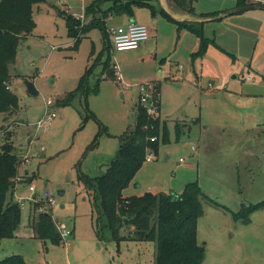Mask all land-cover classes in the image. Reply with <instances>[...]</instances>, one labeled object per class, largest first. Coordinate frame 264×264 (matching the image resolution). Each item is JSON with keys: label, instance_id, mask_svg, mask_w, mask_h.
Segmentation results:
<instances>
[{"label": "rangeland", "instance_id": "rangeland-1", "mask_svg": "<svg viewBox=\"0 0 264 264\" xmlns=\"http://www.w3.org/2000/svg\"><path fill=\"white\" fill-rule=\"evenodd\" d=\"M53 1L55 7L47 3L33 7L35 27L20 41L15 61L9 68L8 90L18 98V108L1 115L3 130L8 129L1 142L7 139L19 161L17 174L12 179L15 189L7 197L11 194L13 199L31 197L28 185L33 183L36 217L42 206L39 198L44 190L49 191L55 201L54 222L72 230V236L67 237L70 248L48 241L38 245L30 237L29 207L25 202L20 208L22 235L0 240V260L19 255L24 264H154L155 243L131 240L126 227L120 230L125 239L118 243L110 239L107 230L103 232V240L96 237L93 225L96 213L92 214L91 197L77 179L79 172L95 177L109 169L120 137L133 129L132 115L135 119L138 104V90L133 84L154 81L161 86L160 114L167 122L163 120L169 142H160L156 159L146 160L137 172L134 182L139 188L135 189L131 183L123 194H178L187 183L195 182L210 202L201 200L203 214L197 221V242L205 249L202 264H264V206L248 215V223L233 216L264 201V135L248 132L251 117H264V105L257 100L246 116L233 110L242 103L241 94L252 84L247 77L257 82L260 79L240 71L236 72L235 80L224 73L216 76L210 71L211 61L202 64L203 71H200L196 64L199 58H191L198 48L190 55L184 54L178 72L175 56L184 52V44L179 46L175 40L161 38H179L180 33L163 17L153 18L148 8L133 9L135 21L144 24L151 36L146 49L112 50L111 62L118 66L121 80L101 81L98 92L87 96L86 105L80 95L69 106L53 104L58 117L39 131V138L31 146L39 156L28 165L20 163L27 140L34 134L32 124L43 116L44 101L55 102L75 90L105 45L99 29L82 35L76 44L57 13L64 6L70 14L79 16L90 0ZM121 21L119 16H113L105 28L118 27ZM154 38H159L157 48ZM99 71L100 66H93V74ZM25 81L33 83L37 94L27 92ZM208 83L212 87H207ZM198 87L216 90L217 96L200 93ZM185 115H194L198 125L192 126L189 137L182 135L175 141L174 126L177 124L179 130L186 127L175 120ZM95 138L97 145L89 149ZM40 146L42 152H39ZM248 147H254L256 156L245 154ZM147 153L153 156L151 150Z\"/></svg>", "mask_w": 264, "mask_h": 264}, {"label": "trees", "instance_id": "trees-1", "mask_svg": "<svg viewBox=\"0 0 264 264\" xmlns=\"http://www.w3.org/2000/svg\"><path fill=\"white\" fill-rule=\"evenodd\" d=\"M44 1L0 0V132L3 131L1 115L18 108V98L5 87L11 81L9 68L15 61L20 41L28 37L35 27L33 7ZM172 1L188 12L193 11L191 5L194 0ZM237 1L239 7L251 5L246 0ZM105 2L111 3V6L103 10L101 5ZM135 7H145L153 13L152 7L142 0H93L84 10V16L90 17V20L87 25L80 27V22L73 16L57 10L58 15L65 21L68 36L75 39L76 44L82 35L92 29H99L105 45L96 63L85 70L75 90L55 100L56 107L71 105L78 95L83 97L86 105L87 96L98 92L101 81L116 79L111 62L112 45L106 33L104 19L114 15L132 17ZM162 15L175 24L178 33L185 30L198 38V50L191 55L192 59L205 54L212 42L203 35V22H177L164 12ZM93 66H100V71L93 74ZM92 75L94 82L91 83ZM157 91L159 92V85ZM180 134L181 130L176 126L175 141L179 140ZM150 138L155 140L151 142ZM6 141L7 139L0 146V240L15 237V232L20 226V207L13 198L7 197V194L12 192V179L17 174L19 161L11 144ZM160 142H169L166 124L159 119L149 120L143 108L137 104L133 129H128L120 137L107 172L95 177L78 173V182L91 197L92 214L94 211L96 213L93 222L96 237L103 240V232L107 230L110 239L118 243L125 239L120 235V230L126 227L130 230L131 240L155 243L154 264H202L205 249L198 244L196 231L197 221L203 214L201 200L207 199L195 182L187 183L177 195L165 192H144L131 196L123 194L133 183L137 172L146 161L149 150L153 153V160L156 159ZM96 145L95 138L89 149ZM263 206L264 201L233 216L236 220L241 219L243 223H248V215ZM32 229L34 237L43 244L48 241L59 245L61 242L49 214H36ZM0 264L24 262L21 256L12 255L0 260Z\"/></svg>", "mask_w": 264, "mask_h": 264}, {"label": "crops", "instance_id": "crops-1", "mask_svg": "<svg viewBox=\"0 0 264 264\" xmlns=\"http://www.w3.org/2000/svg\"><path fill=\"white\" fill-rule=\"evenodd\" d=\"M92 1L93 0H90L89 4L84 5L83 14H84V10L86 9V7L89 6ZM142 1H145L152 7L153 13L151 12L150 13L153 18L159 15L163 17L166 21H169L166 17L162 15V12H164L172 20L177 21V22H185V21L186 22H203V34L205 38L211 40L212 43L208 46L205 54L201 58L196 60L197 63L195 62L197 66L200 68V71H203L202 70L203 65L206 61H211L213 64H212V69L210 71L216 76H222L221 74L224 73L225 75L230 76V80H235L236 74H237L236 72L240 71V73L252 74V75L259 77L260 79L259 82L255 81L254 79L250 80V78L247 77L246 80L252 83L249 85V87L252 89L248 91L250 89L248 88L245 90V93L241 94L243 98H239V100L242 103L239 104L237 108L233 110H236L242 115L246 116L250 112H252V106L256 103L257 100L261 101L262 106L264 105V9L255 8V9L238 12L237 8H239V5H238L237 0H194L191 5V7L193 8V11L188 12L185 9L178 7L172 0H155L154 3H151L153 2L151 0H142ZM53 2H54L53 0L51 2L48 0H45L43 3H47L49 6L55 7L54 5L55 3ZM246 2L251 4L249 6H253V5H263L264 6V0H246ZM63 4L66 6L65 1H63ZM104 6L106 7L104 8ZM110 6H111V3L105 2L101 5V9L105 10L109 8ZM62 8H63L62 9L63 12L70 14L68 10L65 9L64 6ZM70 15L73 16L72 14ZM118 16L122 20L121 23L118 25V27L126 26L130 22L137 23V21H135L136 14L134 15V13L132 17H129L126 15H117L116 17ZM112 17L113 16L104 19V24L106 25V22H108ZM89 20H90V17H87V18L85 17V22L87 24ZM169 22L172 23L171 21ZM189 35L194 36L190 32L182 30L179 34V38H161L162 40L169 41V42L175 40V42L179 44V46L184 44V48H182L184 52L181 51V53L178 56H175L178 72L181 71L179 62L180 60H184V57H183L184 54L190 55L191 53L196 51V48H198L197 37L191 38V36ZM150 39H151V36L150 38H148V40ZM154 39H155V42L157 43L159 38H154ZM148 40L143 42L137 50L146 49ZM158 44L159 43L155 45V48L158 47ZM185 44H187L186 47H185ZM131 51H136V50H131ZM183 69H184V66H183ZM210 80L217 81L216 78H211ZM207 87H212V85L208 83ZM254 87L256 91H253ZM160 88L161 86L159 85V94H160ZM198 89L200 93L203 92V94H206V95L217 96V94L215 93L216 90L208 91L207 88L203 89L202 87L201 88L198 87ZM255 92L257 93L253 94ZM161 110H162V106L160 104L159 120L162 123H164V121L166 122V120L161 118V114H160ZM250 120H251V123H250L251 125L249 127L250 130H248V132L250 131V133H253L254 135H259V136L261 134L264 135V117H262L261 119H253L251 117ZM175 122H182L186 125L185 128H181L180 136L185 135L187 137H189V133L191 132L192 126L198 125V119L194 115L191 117L187 115L182 116V117H177ZM176 126L177 124L174 126V130ZM29 141H31L30 138L27 140V144L29 143ZM26 147H25L24 152L26 151ZM192 150L193 149H191V151ZM256 153L257 151L254 149V147H248L245 151V154L248 157L256 156L255 155ZM25 172L28 175V171L25 170ZM133 184H134L135 189L139 188V185L135 183L134 181H133ZM14 189L15 188L12 189V194H13ZM12 194L10 195L11 198L13 196ZM134 195H138V194H134ZM174 195H177V194H174ZM39 200H41V198H39ZM27 205L29 207L27 227L31 230L30 237L37 240L38 245H45L40 240L34 237V233L32 229V222L34 220L33 217L35 214L34 213L35 210H34L33 205L29 203H27ZM65 229L69 231L68 237H71L72 230L68 229L66 226H65ZM21 235L22 234L20 232V227H19L18 230L15 232V237H19ZM67 243H68L67 249H69L70 243L68 241ZM58 247H63L62 243L59 244Z\"/></svg>", "mask_w": 264, "mask_h": 264}, {"label": "built area", "instance_id": "built-area-1", "mask_svg": "<svg viewBox=\"0 0 264 264\" xmlns=\"http://www.w3.org/2000/svg\"><path fill=\"white\" fill-rule=\"evenodd\" d=\"M73 17L80 22V27L85 25L84 22V14L82 13L79 16ZM81 19V20H80ZM106 33L109 36L110 43L112 45V50L114 52L121 51H131L137 50L140 45L148 40L149 32L145 25L138 24L136 22H130L126 26L123 27H112L106 29ZM113 69L115 72L116 80L120 81L121 77L119 75V69L115 62H113ZM131 85V84H130ZM137 87L138 90V104L143 108L145 114L149 120H156L159 117L160 110V95L157 91L158 82H146V83H135L133 84ZM129 86V85H128ZM6 89H9V85L6 84ZM52 100L47 99L44 101V113L42 118L37 121L34 126V134L32 135L31 141L27 144V148L25 153L20 159V163L23 165L29 164L31 159H34L39 156L38 152L32 151V143L33 141L39 138L38 133L40 130H44L47 125H49L53 120L58 117L57 112L53 109ZM7 130H3L0 132V146L2 145L1 139L3 138V134L6 133ZM155 138H150V141L153 142ZM43 148L40 146L39 152H42ZM146 160H153V156L151 154H147ZM181 161V160H180ZM19 168V166H18ZM17 178V177H16ZM15 178V179H16ZM18 180V179H17ZM28 191L31 194V197L28 198H14V202L20 207L23 208L24 203L27 202L34 206L37 205V199L34 197L35 187L32 184L28 186ZM42 206L39 207V213L49 214L58 233L60 236L61 243L65 249L68 248L67 237L69 235V231L65 228H62L58 222H54L53 220V207L55 205V201L51 198L49 191L44 190L42 192L41 197ZM36 212V210H35ZM60 243V244H61Z\"/></svg>", "mask_w": 264, "mask_h": 264}, {"label": "water", "instance_id": "water-1", "mask_svg": "<svg viewBox=\"0 0 264 264\" xmlns=\"http://www.w3.org/2000/svg\"><path fill=\"white\" fill-rule=\"evenodd\" d=\"M255 8H261V9H264V6L263 5H253V6H243V7H239L237 8V11L240 12V11H246V10H250V9H255ZM25 86H26V90L29 94H37V91L36 89L34 88V85L32 82L30 81H25L24 82ZM132 119L134 121V115H132ZM108 168V167H107ZM106 168V170H107ZM106 170L104 171V173H106ZM103 173V174H104ZM61 193V192H60Z\"/></svg>", "mask_w": 264, "mask_h": 264}]
</instances>
